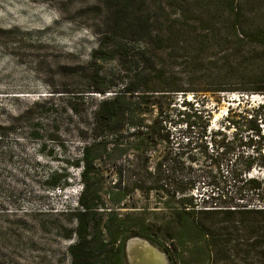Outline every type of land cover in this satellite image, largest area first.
I'll list each match as a JSON object with an SVG mask.
<instances>
[{
  "label": "rangeland",
  "instance_id": "1",
  "mask_svg": "<svg viewBox=\"0 0 264 264\" xmlns=\"http://www.w3.org/2000/svg\"><path fill=\"white\" fill-rule=\"evenodd\" d=\"M175 1L168 0L170 8ZM105 5L106 0H0V264L72 262L81 192L75 163L92 142L98 101L111 95L91 90L116 86L109 76L120 78L115 52L99 43L108 28ZM243 7L239 23L231 11L216 12L214 0H187L188 30L176 34L187 46L175 50L166 69L196 90L236 86L243 75L262 69L264 46L240 47L234 28H264V0H243ZM96 71L100 77L91 79ZM157 84L151 77L150 89ZM162 102L146 115L149 124L159 117L161 135L124 131L111 156L98 164L95 182L102 192L115 184L126 189L119 212L132 216L135 228L156 225V237L170 246L177 264H187V256L188 264H203L196 254L187 255V227L171 230L179 218L171 194L194 186L198 201L233 195L245 181L235 183L227 170L239 167L263 185L251 204L263 203L264 140L255 130L264 135V94L188 91ZM215 138L228 143L225 159L213 156ZM206 171L221 182L212 184ZM64 173L71 179L59 188ZM149 241L172 264L163 246Z\"/></svg>",
  "mask_w": 264,
  "mask_h": 264
},
{
  "label": "trees",
  "instance_id": "2",
  "mask_svg": "<svg viewBox=\"0 0 264 264\" xmlns=\"http://www.w3.org/2000/svg\"><path fill=\"white\" fill-rule=\"evenodd\" d=\"M214 2L218 6L216 12L227 15L231 11L236 21L243 22V0ZM173 5L170 8L168 0H106L103 22L108 28L99 36V43L102 48L109 46L115 52L120 78L109 76V81L118 80L116 86L103 83L91 90L102 95L111 92V95L98 101L91 128L92 142L83 148L82 156L75 163L81 168V192L74 213L76 238L69 248L71 264H128L125 245L134 236L163 246L172 264H177L170 246L156 237V225L135 228L132 216L119 212L122 208L119 205H124L128 199L126 189L119 184L104 192L98 188L95 182L98 164L107 155L111 156L112 145L126 130L131 129L132 133L145 138L151 134L161 135L159 117L149 124L146 115L156 112L165 98L188 91L264 94V67L243 75L236 86L201 90L185 87L177 76L179 73L168 71L166 61L176 59L175 50L187 46V39L176 34H186L189 25L187 0H176ZM234 35L240 47L264 46V28H234ZM99 59L104 61L106 58ZM97 77H100L99 71L91 79ZM151 77L158 83L156 89H150ZM255 131L261 137L260 141L264 140L261 129L257 127ZM210 147L215 159H225L230 152L224 139L218 141L215 138ZM218 171L221 173L219 179L225 177L221 170ZM227 171L235 183L245 181L233 195L219 193L217 197L198 201L192 193L194 186L173 191L170 200L179 218L177 226H172L171 230L187 227V247L190 248L187 255L196 254L203 264H264V201L259 205L250 202L256 195L260 197L263 185L256 178L248 177L250 169L232 167ZM206 173L212 184L221 182L217 174ZM69 179L71 176L64 173L57 187L65 188ZM217 198L219 202L214 201ZM107 201L118 206L109 207ZM183 237L185 235L181 234ZM189 261L187 256V264Z\"/></svg>",
  "mask_w": 264,
  "mask_h": 264
},
{
  "label": "water",
  "instance_id": "3",
  "mask_svg": "<svg viewBox=\"0 0 264 264\" xmlns=\"http://www.w3.org/2000/svg\"><path fill=\"white\" fill-rule=\"evenodd\" d=\"M141 243L143 245H151L154 246L149 240L141 238V237H131L127 240L125 245L126 256L129 264H149L148 257L146 252H142L139 254L135 253V243Z\"/></svg>",
  "mask_w": 264,
  "mask_h": 264
},
{
  "label": "bare ground",
  "instance_id": "4",
  "mask_svg": "<svg viewBox=\"0 0 264 264\" xmlns=\"http://www.w3.org/2000/svg\"><path fill=\"white\" fill-rule=\"evenodd\" d=\"M253 95H256V94H253ZM138 242L139 241H136L135 247H134L136 254L140 255V253H142L144 251L147 253L149 264H165L163 256L160 254L159 250L157 248H155V246L143 245V244L138 243Z\"/></svg>",
  "mask_w": 264,
  "mask_h": 264
}]
</instances>
